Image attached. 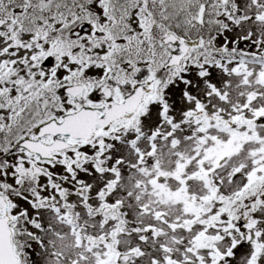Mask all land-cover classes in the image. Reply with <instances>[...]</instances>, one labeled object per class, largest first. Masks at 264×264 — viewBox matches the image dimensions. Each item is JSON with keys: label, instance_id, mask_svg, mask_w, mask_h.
<instances>
[{"label": "rangeland", "instance_id": "374dc122", "mask_svg": "<svg viewBox=\"0 0 264 264\" xmlns=\"http://www.w3.org/2000/svg\"><path fill=\"white\" fill-rule=\"evenodd\" d=\"M220 3L216 19L221 27L216 34L215 47L251 52L249 49L257 46L258 52L264 53V0H235L238 6L235 8L240 13L237 15L245 16L238 23H232L227 18V12L223 11ZM200 68L203 69H184L190 72L187 76H180L176 72L174 86L169 87L173 81L163 86L160 90L162 99L144 107L138 118L125 125L122 135L113 133L109 142L92 143L95 151L84 148L77 152L75 158L69 157L67 162L64 160L68 173L50 179L48 191L43 196L36 193L37 200L33 207L39 211L29 209L30 215L25 216L19 225L17 217L14 222L18 245L23 248L28 264H36L35 260L28 259V249L39 253V264H105L104 260L107 264L113 246L104 242L103 238L114 233V220L113 215H103L98 211L97 208L104 204L112 205L124 216L120 223L125 226L115 234L117 248L136 251V255L125 264H197L196 261L223 264L226 258L232 256L231 248L239 243V222L245 218L247 228L257 229L256 239L252 243L255 254L259 256L264 252V241L260 239L264 225L257 228L259 217L250 215L258 205L264 203L257 196V193H264V187L257 188L255 182L245 200L238 199L240 208H237V201L234 203L235 210L231 217L225 214L228 205L223 203L227 198H236V189L246 178V172L254 171L264 184V70L256 63L234 65L225 64L224 61L212 66L205 63ZM239 70H242L241 74L234 75ZM161 110L165 115L160 113ZM206 116L209 127L202 130L201 123ZM221 120L232 127L221 130ZM193 123L196 124L194 127ZM137 129L147 132L144 140L148 137V131H157L159 149L154 160L149 158L140 162L137 158L136 147L142 150L147 147L143 146L142 139H137L141 134ZM120 137L135 142V147L117 141ZM172 139H177V142L172 143ZM223 155V162L218 164ZM204 156L206 167L214 170L211 180L219 185L218 197L215 200L211 198L212 208L209 211L192 206L184 213L178 203L162 198L163 192L153 191L155 182L152 177L158 174L153 162H158L162 170L173 172L178 168V163L189 158L183 174L189 176ZM97 164H100V168ZM52 175L55 176V173ZM159 177L162 184L173 186L166 173L160 171ZM188 184L192 192L199 196L207 195L200 178L191 179ZM179 185L175 183V187ZM109 186L112 189L107 191ZM252 197L256 199L252 200ZM9 202L13 213V202L10 199ZM58 205L76 209L75 215L81 227H72V230L84 236L78 240L81 244H76V238L69 235V225L60 221L55 212ZM159 207H167V216L176 222L183 215L193 221L197 214L203 218L217 215L223 219L205 225L197 221L189 229L161 224L159 228L162 231L155 239L149 230L157 226L152 211ZM146 209L150 210L149 214H142ZM31 216L39 219L37 226L32 224L37 219L33 220ZM27 231L34 232L36 238L26 237L25 234H29ZM142 235L145 239L140 238ZM95 239L99 243H93ZM200 240L205 245L197 250L195 248ZM160 242H164L170 251H160ZM242 254H237L228 264H240ZM169 255L174 261L170 258L172 261L168 263L163 257Z\"/></svg>", "mask_w": 264, "mask_h": 264}, {"label": "snow or ice", "instance_id": "6c2138e0", "mask_svg": "<svg viewBox=\"0 0 264 264\" xmlns=\"http://www.w3.org/2000/svg\"><path fill=\"white\" fill-rule=\"evenodd\" d=\"M218 7L219 0H0V196L12 200L18 225L29 209L39 211L36 193L68 173L65 156L95 151L73 138L70 118L103 113L117 93L127 99L169 78L171 87L174 73L199 69L216 46ZM57 141L68 146L38 150ZM250 215L264 225V203ZM239 224V243L223 264L240 253V264H264L252 247L257 229L247 218ZM28 252L39 264V253Z\"/></svg>", "mask_w": 264, "mask_h": 264}, {"label": "water", "instance_id": "95a60500", "mask_svg": "<svg viewBox=\"0 0 264 264\" xmlns=\"http://www.w3.org/2000/svg\"><path fill=\"white\" fill-rule=\"evenodd\" d=\"M5 240H7V238L0 233V264H17L13 258L14 254L12 251H10L8 254L5 251L8 247Z\"/></svg>", "mask_w": 264, "mask_h": 264}]
</instances>
